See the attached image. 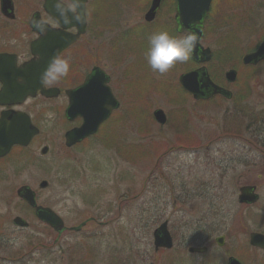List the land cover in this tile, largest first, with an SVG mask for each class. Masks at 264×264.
I'll use <instances>...</instances> for the list:
<instances>
[{"label": "rangeland", "instance_id": "obj_1", "mask_svg": "<svg viewBox=\"0 0 264 264\" xmlns=\"http://www.w3.org/2000/svg\"><path fill=\"white\" fill-rule=\"evenodd\" d=\"M150 1L88 0V30L71 47L75 56H60L70 62V77L62 80L61 90L75 85L77 75L80 82L93 64H104L110 76L121 106L95 136L63 148L67 124L61 116L62 97L38 96L19 107L33 117L40 133L16 161L12 181L0 184V225L4 235H14L7 252L0 248V264H123L126 253L130 264H150L153 259L138 260L135 252L154 256L152 230L164 219L176 232L224 225L229 239L236 235L243 240L246 231L264 229V123L254 125L259 117L264 121V61L256 66L241 61L264 37V0H212L201 44L212 50L213 58L205 65L215 83L232 91V98L200 102L178 82L180 74L199 66L191 56L164 74L148 64L152 34L181 36L175 29L174 0H163L155 19L146 22ZM41 3L13 0L15 18L0 13V49L27 48L36 36L27 20L32 11H42ZM230 68L237 70V78L227 83L224 72ZM155 108L167 115L163 126L152 116ZM43 145L48 151L42 155ZM216 170H222L218 179ZM42 179L48 182L45 189L38 188ZM244 183L257 186L259 199L252 206L237 202ZM21 185L30 186L37 202L51 207L66 226L92 218L80 231L61 235V253L33 245L29 249L32 240L52 245L56 233L18 201L15 190ZM219 193L222 218L206 209L210 201L217 204ZM160 202L167 206L164 210L156 206ZM157 210L163 213L155 215ZM16 215L29 227L15 226Z\"/></svg>", "mask_w": 264, "mask_h": 264}, {"label": "water", "instance_id": "obj_2", "mask_svg": "<svg viewBox=\"0 0 264 264\" xmlns=\"http://www.w3.org/2000/svg\"><path fill=\"white\" fill-rule=\"evenodd\" d=\"M87 0H70L74 11L61 0H44L42 7L44 11L54 20L59 28L51 27L44 22L39 11L33 12L30 18L31 29L38 34L31 44L32 58L17 65L14 58L7 54H0V104L21 103L27 96H56L57 88H45L42 83V75L51 60L58 56L62 50L75 42L85 32L86 18L85 7ZM161 0H151L150 6L144 15L146 21L154 19L156 10ZM211 0H176L175 19L179 32L186 33L191 30L197 35V45L192 58L197 62H206L211 57L208 47L200 44L203 30V20L209 8ZM1 12L14 18V7L12 0H0ZM75 27L76 32H69L66 29ZM264 59V39L257 48L242 57L244 64H257ZM227 81L236 79V71L229 69L225 72ZM108 78L99 67H93L87 74L80 86L66 90L69 104L66 108V115L69 118L80 116L82 123L65 133V145L71 146L86 136L93 134L99 124L104 121L111 111L118 107V101L107 85ZM179 82L184 89L196 99L208 98L212 94L220 93L226 97L230 91L218 87L210 79L205 66L187 71L179 76ZM154 119L164 124L166 115L164 111L157 108L153 111ZM39 132L38 128L31 123L30 117L22 111H3L0 116V156L7 153L11 146L19 144L26 146L33 136ZM47 146L41 148L40 153L45 154ZM48 182L41 180L38 184L40 189L47 187ZM255 185H243L239 188L237 200L239 203H254L258 200L255 192ZM17 196L25 200L35 208L39 220L48 224L54 229L58 236L66 230L61 217L47 206L37 205L35 192L28 185H21L16 190ZM87 220L80 222L77 226L70 227V230L78 231ZM13 223L19 226H26L27 222L16 216ZM155 247H171V237L167 231V222H162L154 231ZM250 242L264 247V234L252 232Z\"/></svg>", "mask_w": 264, "mask_h": 264}, {"label": "flooded vegetation", "instance_id": "obj_3", "mask_svg": "<svg viewBox=\"0 0 264 264\" xmlns=\"http://www.w3.org/2000/svg\"><path fill=\"white\" fill-rule=\"evenodd\" d=\"M61 1L64 2L66 5H68L73 10V7L70 3V0H67V1L61 0ZM42 2H43V0H42ZM174 4L176 5V0H174ZM41 6H42V3H41ZM34 11H36V10H34ZM34 11L31 12V14L27 20V25L29 27V30H31L30 18H31V15ZM39 11H40V16H41L43 21L48 23L51 27H56V28L59 27L56 22H54L45 12H43V10L42 11L39 10ZM86 20H87V16H86ZM87 30H88V21L86 22L85 33L83 35H81L79 37V39H77L76 42H78L81 39V37L86 34ZM67 31L75 32L76 28L71 27V28H68ZM32 40L33 39H30L28 41L26 49L20 50L19 52L0 49V54L5 53V54L13 57L15 63H17V65H20L24 61L28 60L31 56V54H30V43ZM75 43L70 45L67 49L63 50V52L59 55V57L63 53L64 54L70 53V55H68V57L75 56V51L71 48ZM95 66L100 67L104 71V73L106 74V76L108 78L107 83L112 90V87L110 85V76L106 72L105 65L104 64L103 65L93 64L91 66V68L84 74V76L80 82L77 81L78 78L80 77L79 75H77L73 78V81L77 82V83H75V85L67 86L63 90H61V88H60L62 86L61 83H63L62 80L65 81L66 78L69 79L70 74L67 75L66 77L61 78L55 84L45 85V87H56V88H58V95L56 97L47 98V97L38 95V96L42 97L43 99H47V100L57 99L59 97L63 98L65 105L61 109L62 110L61 116L67 124V128H66L65 132L71 128L79 126L82 122V119L80 117L76 116V117L69 118L65 114V110H66V107L68 105V97L65 94V91L68 89H73V88L78 87L83 82L86 75ZM219 85H220V87L221 86L226 87V86H223L221 84H219ZM1 86H2V83L0 81V89H1ZM38 96H36L35 98L28 97V98H26V100L24 102H22L21 104H18V105H16V104L6 105V106L0 105V115H1V112H3V111L21 110L19 107H22L23 105H25L30 99H36ZM214 97H216V96H214ZM119 104H120V101H119ZM120 106H119V108H120ZM21 111L29 114L27 111H24V110H21ZM30 117H31V121L33 122V124L35 126H37L33 120V117L31 115H30ZM109 118L107 120L103 121L99 125L96 132L99 131V129L109 120ZM39 131H40V128H39ZM64 133H63V148H66V149H72L74 147H78V146L82 145L83 143H85L86 141L90 140L96 134L95 133L93 135L86 137L85 139H83L79 143L74 144L73 146L66 147L64 145ZM60 144H61V141H60ZM15 147L16 146H13L7 154L0 156V184L1 183L4 184V182H6L7 180L10 181L11 179L14 178L15 165H16L15 164L16 163V156H15L16 153L14 151ZM222 170H220V172L218 170H216V173H215V175H217L216 179L219 178V175L222 176ZM7 171H8V175L5 176ZM247 184H252V183H244L242 185H247ZM5 192L6 191L4 190L2 193L4 194ZM218 198L219 199H217V200H219V201L217 202V204L214 205L213 202L210 201L209 205H207L206 209L208 210L207 212L209 214H211V215L213 214L214 216H218V218H222V217H224L222 194L219 193ZM3 202H4V204L6 202L7 206L10 204L9 201H6V200H3ZM173 204H175V202ZM241 205L247 206L246 204H241ZM156 206L159 207L160 209H163V210L167 207L161 202L158 203ZM160 212L163 213L162 210H160L159 212L157 210L155 215H161ZM166 220L168 221V219H166ZM103 223L104 222H102L101 225H103ZM168 223H169V221H168ZM187 227L190 228V226H187ZM19 228H23V227H19ZM155 228H156V226L153 228L152 233L155 230ZM224 228H225L224 225H221V226H217V227L213 228L211 231H205V232L204 231L202 232L198 229H194L191 231L184 230V231H177L176 232V230L172 231L171 228H169V225L167 224V229L169 231V235H170L171 240H172L171 247H168V248L155 247V245L153 243V239H152L151 244L153 246V255L154 256H152V254L150 253L147 255V257H142L141 252L136 251L135 252V258H137L138 260L153 259L151 261L152 263H150V264H264V247L255 245V244L250 242V234L252 232H258V233L264 234V229L248 230V231H246L244 239L239 240L236 235L234 236V239H229V234L224 230ZM212 231H216L217 234H214V236H213L211 234ZM4 232H5V226L0 225V248L5 247V251L7 252L9 250L10 246L13 245L12 242L14 240V235L13 234L4 235ZM63 233L60 234L58 239H56V236H55V238L53 239L52 245H50V246L42 244V243H37V240H32V242L29 243V247H30L29 249H31V247L33 245L32 249L40 248V249L46 250V251L50 250V251H52L51 253H54L55 251L61 253L62 252V247H61L62 244L60 243V238H61V235ZM27 238H30L29 241L31 239H34L31 237H27ZM26 243H28V242H26ZM53 247H58L59 249L54 250ZM130 263H133L132 258L130 256H128V253H126L124 256V259H123V264H130Z\"/></svg>", "mask_w": 264, "mask_h": 264}, {"label": "clouds", "instance_id": "obj_4", "mask_svg": "<svg viewBox=\"0 0 264 264\" xmlns=\"http://www.w3.org/2000/svg\"><path fill=\"white\" fill-rule=\"evenodd\" d=\"M147 61L153 71L166 73L175 62H186L196 48L198 39L195 32L188 30L180 37L160 31L149 37ZM69 62L59 56L54 57L42 75V83L52 85L67 76Z\"/></svg>", "mask_w": 264, "mask_h": 264}, {"label": "trees", "instance_id": "obj_5", "mask_svg": "<svg viewBox=\"0 0 264 264\" xmlns=\"http://www.w3.org/2000/svg\"><path fill=\"white\" fill-rule=\"evenodd\" d=\"M257 45V44H256ZM256 47V46H255ZM250 114H247L246 116H249ZM257 121H261V122H263L264 123V121H263V119L261 118V117H259V119L257 118V119H255L254 120V125L256 126V123H257ZM254 126V127H255ZM257 128V127H256ZM21 149H23V148H21ZM20 155H22V157L24 158L25 157V155H24V150H23V152L20 154V153H18V156H20ZM19 163H20V160L18 161ZM20 168V166L17 164V169H19Z\"/></svg>", "mask_w": 264, "mask_h": 264}]
</instances>
